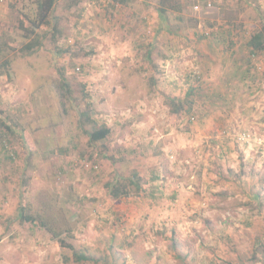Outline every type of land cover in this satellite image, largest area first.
<instances>
[{
  "label": "rangeland",
  "instance_id": "374dc122",
  "mask_svg": "<svg viewBox=\"0 0 264 264\" xmlns=\"http://www.w3.org/2000/svg\"><path fill=\"white\" fill-rule=\"evenodd\" d=\"M34 1L0 0V264H264V0H58L61 34L21 52Z\"/></svg>",
  "mask_w": 264,
  "mask_h": 264
},
{
  "label": "trees",
  "instance_id": "16d2710c",
  "mask_svg": "<svg viewBox=\"0 0 264 264\" xmlns=\"http://www.w3.org/2000/svg\"><path fill=\"white\" fill-rule=\"evenodd\" d=\"M167 1H170L169 4ZM57 2L58 0H35L34 3L36 7L33 14H28L26 12L20 14L21 19L19 20V28L24 31V37L29 40L26 43L24 42L21 47L19 45H16L14 46V48L18 46V50L27 53H31L39 49L41 46H43V39L39 31L46 26L51 28L50 31L52 34V39L56 41V36L58 37L61 34V30L59 29L58 23L53 15V11ZM160 2L161 6L159 7V11L161 16H164L163 14H165L169 9L176 11L183 10V4L181 3V1L175 2V0H160ZM231 44L232 42L230 41L229 46H231ZM246 44L249 47V51L252 55L264 51V27L252 33ZM248 71H250V68L246 67V72L243 73L242 81L246 79L254 81L253 79H251L252 77H249L247 75ZM246 82H248V80H246ZM169 105L171 111L178 114L184 111L186 106H188V108H191L192 101H183L176 98H170ZM2 124L4 125V123ZM9 129L10 128L7 126V130ZM111 131V127L108 124H104L103 126L94 129V131L90 133V140L96 142L105 139ZM139 182L140 178L138 176V173L134 172V174L129 178L128 184L124 183V179H120V181L119 179H115L106 183V186L111 197L117 199L122 196H130V194L132 193V189L129 187L130 184H133L136 190H138L141 183ZM20 209L21 219L32 222L33 224L47 230L53 238L59 240L62 247L69 248L73 251L75 261H92L95 263L98 261L94 256L76 250V248L71 243L66 242L62 238V235L64 234L67 237H73V227L71 225H58L56 219L52 217L53 214H47L45 210H37L29 213L28 211L32 210V206L28 204H22Z\"/></svg>",
  "mask_w": 264,
  "mask_h": 264
},
{
  "label": "built area",
  "instance_id": "2783aa9c",
  "mask_svg": "<svg viewBox=\"0 0 264 264\" xmlns=\"http://www.w3.org/2000/svg\"><path fill=\"white\" fill-rule=\"evenodd\" d=\"M209 5H210V4H209ZM195 7H196L197 9L199 8V6H198V5H196Z\"/></svg>",
  "mask_w": 264,
  "mask_h": 264
},
{
  "label": "crops",
  "instance_id": "0c3cea01",
  "mask_svg": "<svg viewBox=\"0 0 264 264\" xmlns=\"http://www.w3.org/2000/svg\"><path fill=\"white\" fill-rule=\"evenodd\" d=\"M197 4V3H196Z\"/></svg>",
  "mask_w": 264,
  "mask_h": 264
}]
</instances>
